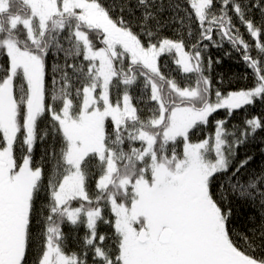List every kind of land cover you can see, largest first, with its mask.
Instances as JSON below:
<instances>
[{
    "label": "snow or ice",
    "instance_id": "obj_1",
    "mask_svg": "<svg viewBox=\"0 0 264 264\" xmlns=\"http://www.w3.org/2000/svg\"><path fill=\"white\" fill-rule=\"evenodd\" d=\"M225 40L246 88L213 76ZM257 99L264 0H0V264H264V162L236 151L264 119L201 134Z\"/></svg>",
    "mask_w": 264,
    "mask_h": 264
},
{
    "label": "trees",
    "instance_id": "obj_2",
    "mask_svg": "<svg viewBox=\"0 0 264 264\" xmlns=\"http://www.w3.org/2000/svg\"><path fill=\"white\" fill-rule=\"evenodd\" d=\"M107 3H111L112 0H106ZM162 3H169L170 0H160ZM247 2V0H246ZM253 13L257 18H259V12L253 9ZM138 14V13H137ZM173 15L172 10L169 8L163 13V19L167 22L165 27L162 29V35L168 36L170 38H175L179 29V21L171 22L170 17ZM243 31V28H241ZM186 36V33H181ZM219 36H214L215 41H219ZM204 43L209 44L208 41ZM206 56L211 57L213 62L217 59L220 61L219 64L213 63V76L216 77L217 74L222 73L225 78L224 84L221 86L225 91H235L248 87L251 84V69L247 67L243 61L239 52L233 49L232 45L226 40L222 42L221 47L213 46L209 44ZM255 55V53H253ZM164 60H168V67L165 71L174 69L175 65L171 63V58L165 55L162 57V63ZM220 86V85H217ZM133 95H137V90L133 88ZM252 117H260L264 119V102L259 99L255 101L253 105H247L241 109L234 110L231 116L226 114V111L221 109L217 113L213 114L210 118V124L205 126L201 134L208 135L214 130V122L217 119H226V128L228 132H236L237 135L243 131L246 119ZM264 149V128L257 129L255 133L249 132V135L245 142L237 148L238 159H243L246 155H253L255 157V165L264 162V156L261 154V150ZM40 150L37 148L36 158L39 159ZM252 215V210L249 208H239L238 215L236 218V223L240 228H250L251 225L248 223V216ZM106 230V226L104 229ZM64 231L68 236L69 248L75 250L77 248L76 240L82 238L85 232L83 226L78 230H75L70 224L64 225Z\"/></svg>",
    "mask_w": 264,
    "mask_h": 264
},
{
    "label": "rangeland",
    "instance_id": "obj_3",
    "mask_svg": "<svg viewBox=\"0 0 264 264\" xmlns=\"http://www.w3.org/2000/svg\"><path fill=\"white\" fill-rule=\"evenodd\" d=\"M217 120H219V119H217ZM206 135V134H205Z\"/></svg>",
    "mask_w": 264,
    "mask_h": 264
}]
</instances>
